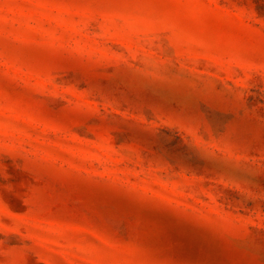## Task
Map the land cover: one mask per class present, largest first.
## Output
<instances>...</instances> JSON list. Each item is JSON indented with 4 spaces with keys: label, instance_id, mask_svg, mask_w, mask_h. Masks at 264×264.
Instances as JSON below:
<instances>
[{
    "label": "rangeland",
    "instance_id": "obj_1",
    "mask_svg": "<svg viewBox=\"0 0 264 264\" xmlns=\"http://www.w3.org/2000/svg\"><path fill=\"white\" fill-rule=\"evenodd\" d=\"M0 264H264V0H0Z\"/></svg>",
    "mask_w": 264,
    "mask_h": 264
}]
</instances>
